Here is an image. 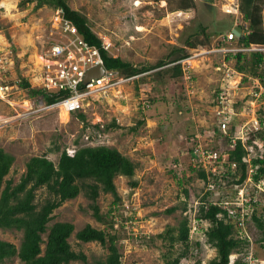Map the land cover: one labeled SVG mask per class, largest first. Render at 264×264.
<instances>
[{
	"label": "rangeland",
	"instance_id": "1",
	"mask_svg": "<svg viewBox=\"0 0 264 264\" xmlns=\"http://www.w3.org/2000/svg\"><path fill=\"white\" fill-rule=\"evenodd\" d=\"M66 1L72 9L87 18L91 29L102 39L111 56H118L136 67L168 60L178 53L177 47L194 54L213 45H221L219 41H222L223 34L242 22L240 4L243 0ZM186 3L188 7H185ZM255 4L260 6L264 31V0H256ZM58 12L56 7L47 4L37 6L35 1L21 7L19 0H0L1 77L8 81L24 77L32 85L41 82V66L48 57L51 45L71 40V35L60 27ZM187 41L195 42L196 46L189 47ZM81 54L75 55V58L83 59ZM224 56L221 52H202L192 57L189 61L191 78L187 80L171 73L154 78L148 74L147 81L139 85V91L135 87V80H121L123 78L119 75L116 77L118 83L110 85L107 92L101 95L91 93L83 100L78 111L84 113V121L75 113L63 109L68 114V120L62 122V108L52 113L50 110L40 111L28 117L16 115L26 108L28 94L15 85L14 90L8 93L10 96L6 93H3V97L0 95V147L14 156L4 179L17 183L31 156L46 155L56 163L62 149L69 152L79 145L98 144L115 147L134 161L137 167L132 176L114 177L120 197L118 203L114 202L111 193L100 191L97 205L105 222L93 217L91 201L81 192L55 208L49 224L56 221L73 223L74 230L68 242L74 251H82L89 262L103 259L107 250L98 242H82L75 237V233L87 223L117 236L121 264H165L163 253L167 241L161 239L158 233L164 232L170 225L174 227L173 234H176L181 219L186 215L190 220L197 207L195 203L208 188L198 174L188 168L190 165L199 167L195 163L198 160L192 157V150H209L208 145L211 144H215L217 149L226 147L223 136L208 134L215 121L211 107L215 91L229 89L231 96L234 95L231 99L238 100L234 108L235 111L239 109V114L233 119V134L243 141L249 137L246 130L259 128V116L264 115V84H259L261 98H254L252 107L248 106L250 89L253 84L257 86L258 80L243 83V74L222 66L221 62H226L227 66L233 65V60L224 61ZM217 65L221 69H217ZM159 80L162 84L153 91V85ZM145 96L156 98L152 104H146L143 100ZM253 143L256 147L251 146L248 160L260 154L264 147L260 138ZM55 147L58 150H54ZM222 154L226 155V152ZM208 160L213 159L209 157ZM173 162H180L175 173ZM206 165L210 166V163ZM182 166L183 174L174 176ZM246 181L249 183L244 184V190L249 191L251 181ZM221 184L220 189L209 185L211 193L207 199L222 200L223 206H226L227 200L237 201L238 190L243 185L236 186L227 181ZM185 188L190 190L191 199H184ZM257 193L260 202L255 213L261 215L264 192ZM47 195L45 187L38 188L35 202L41 203ZM183 199L188 204L185 212L182 209ZM171 207H175V210L167 212ZM248 208L251 209L250 206ZM189 224L192 240L200 242L199 251L193 246L190 252L192 256L182 259L180 264H209L216 250L203 234L208 224L195 223V228L194 223ZM239 227L240 234L249 240V245L240 252L232 253L228 264H264L263 232L249 217L248 220L244 217ZM21 236L19 230L0 228V239L12 242L17 247ZM175 249L178 252L179 245ZM249 255L252 259L247 263L242 260ZM0 264L24 263L17 256H12ZM67 264L83 263L71 261Z\"/></svg>",
	"mask_w": 264,
	"mask_h": 264
},
{
	"label": "trees",
	"instance_id": "2",
	"mask_svg": "<svg viewBox=\"0 0 264 264\" xmlns=\"http://www.w3.org/2000/svg\"><path fill=\"white\" fill-rule=\"evenodd\" d=\"M32 1H35L37 6L47 4L60 8L63 17L73 23L77 33L89 45L95 46L99 50L106 69L118 70L123 76L151 70L139 78L135 86L137 91H139V85L147 81L148 74L149 77L153 78L161 77L164 73H171L174 76L181 75L182 77L181 63H169L188 56L190 53L184 48L177 47L176 51L178 53L168 60H161L154 65L136 67L131 62L118 56H111L105 49L102 39L91 29L87 18L79 11L72 9L66 0H19V5L23 7ZM255 2L256 0L242 1L240 4L242 22L239 24L242 33L239 37H234L231 40H224L223 37L226 33L223 34L222 41H219L221 45L239 47H247L252 44L264 45L260 6ZM188 6L186 3L185 7ZM187 44L189 47L196 46L193 41H187ZM224 60L227 62L233 60L231 67L237 73L244 75L242 78L243 83H252V80H258V82L255 81L257 86L253 84L250 90L256 91L259 89V84H264V53L259 51L228 52L224 56ZM152 69L155 70L152 71ZM10 83L12 84L13 81ZM17 84L27 92L29 97L40 98L47 103L55 102L70 93L69 90L48 91L32 86L24 77H19ZM161 84L162 81H157L153 85V91H155L156 86ZM145 97L143 100L146 104H152L156 98L149 99L147 96ZM142 107L143 105H141ZM56 110L50 109L49 112L52 113ZM72 113H75L81 121L85 120L83 112L74 111ZM234 117L228 122L227 132H223L216 121L210 126L209 136L221 135L226 142L225 148L219 147L217 149L215 144L208 145L210 149L219 153V158L215 163L218 169L213 171L211 164L208 167L199 166L197 168L188 165L190 171L196 172L198 178L203 180L204 185L208 187L205 194L197 201L195 218L198 221L197 225L207 222L208 225L203 230V234L207 237V242L216 250V255L209 261V264H228L232 253L240 252L249 245V240L240 234L238 220L229 215L220 201L214 202L207 199V196L211 193L209 185L220 189L222 187L221 183L227 181L236 186H241L245 182L250 168L253 170V182L264 181V147L260 154L252 156L249 160L247 158L250 152L247 148L249 146L256 147L253 143L255 139L260 138L264 143V127L262 125L264 115L259 116L261 121L259 128L246 130L249 137H246L244 141L238 137L235 144L230 146L232 144L231 136L234 135ZM229 124H231L230 127ZM54 150H58V147H55ZM225 152V162H221V154ZM13 161L14 156L0 147V228L15 229L22 233L18 247L12 242L0 239V263L12 256H17L24 264H67L71 261H81L83 264H121V254L117 247V236L115 234L106 231V229L94 227L89 223L75 233L78 240L98 242L107 250V254L103 259H95L89 262L82 251H74L68 242V238L74 230L73 223L56 221L49 224V222L53 218L52 213L55 208L59 207L63 201L77 197L81 192L91 201L90 207L93 217L99 222H105L104 215L97 205V197L100 191L111 193L114 202L118 203L120 197L116 191L114 177L116 175L132 176L137 167L134 161L121 154L115 147L102 144L79 145L74 149L72 155L62 149L56 163L48 159L46 155L29 157L25 164V172L17 183H13L11 179H4ZM232 163L236 165L233 169L230 168ZM179 164L180 162L172 163L173 173H175L174 170ZM183 169L182 166L181 170L173 175L180 174ZM40 187H45L48 195L41 203H38L35 202L36 190ZM183 191L184 199H191L190 190L185 188ZM250 197L256 200L251 201L252 209L249 218L264 234V206L262 214H256L255 209L258 202H260L258 193H253ZM186 200L182 203L184 212L188 209ZM118 208L119 205H117V211ZM173 210H175V207L168 208L167 212ZM189 223L190 220L184 215V218L176 227V234H173L174 227L170 225L167 226L164 232L158 233L161 239L167 241L165 244L166 251L163 253L165 264H180L182 259H189L192 256L190 252L193 246H195L196 251H199L200 242L192 240ZM176 245L180 247L178 252L175 249Z\"/></svg>",
	"mask_w": 264,
	"mask_h": 264
},
{
	"label": "built area",
	"instance_id": "3",
	"mask_svg": "<svg viewBox=\"0 0 264 264\" xmlns=\"http://www.w3.org/2000/svg\"><path fill=\"white\" fill-rule=\"evenodd\" d=\"M59 9V15H60V27L62 30L71 35V40L68 43H54L51 45L48 57L43 62L41 66L42 72L39 74V78L41 79V82L37 83L36 86L39 88H42L44 90L48 91H58V90H69V94L67 96H64L55 102L47 103L43 99H36V98H29L27 100V105L22 112L17 113L18 116H26L33 115V113H38L42 111H47L50 109H64L68 113L78 111V109L81 108V104L83 100L89 96L91 93H99L101 95L102 93L107 92L110 85H115L117 82L116 77H121L123 79L121 80H132L138 79L139 76L145 75L147 72H142L140 74H135L131 76H123L121 75L118 70L115 69H106L104 67L102 58L99 54V50L92 45H89L76 31L75 26L73 23L67 19H65L62 15V10ZM234 37H237L236 30L233 28L230 31H228L225 36L223 37L224 40H231L234 39ZM238 51H259L264 53V45H250L247 47H239V46H226V45H216L211 46L210 48L203 49L201 51H196L194 54L190 53L189 56L180 58L174 62H171L169 64H175V63H181L182 68V78L183 80H187L191 78V70L189 68V61L192 59V57L199 56L200 53L204 52H221L223 55H226L228 52H238ZM82 53V54H81ZM83 55V59H77L75 58V55L80 56ZM77 57V56H76ZM224 60V59H223ZM225 61V60H224ZM222 66L228 67L229 70L234 71L232 67L229 65H226V62H221ZM102 65L104 70L103 72L94 77H90L88 79L85 78V74L88 70L96 68L98 66ZM217 69H221L219 65H217ZM2 74V72L0 73ZM13 82L12 84L8 82L7 79H4V77H1L0 75V95L3 97V93H6L8 96H10L9 91L12 92L14 89V86L18 84L17 82ZM241 80L239 83H237V86H239ZM236 86V87H237ZM142 90V89H141ZM234 90V89H232ZM231 90V91H232ZM216 96L212 100V109L214 113V120L219 124L220 129L223 132H227L228 130V122L236 115L239 114V109L236 108L235 111V104L238 100L231 99V93L229 89L221 88L216 91ZM249 95L251 96L248 101V106L255 102L254 98L257 100L262 95V90L260 88L256 91H250ZM245 96V95H243ZM143 98V97H142ZM254 100V101H253ZM34 104H32L33 102ZM246 101V102H247ZM252 107V106H251ZM214 121V122H215ZM264 127V122L262 123ZM238 135H232L231 136V145L233 146L236 142V139L238 138ZM241 138V137H239ZM242 139V138H241ZM249 151H252L251 146L247 148ZM74 150L69 151V154H73ZM192 157L197 159L195 163L198 164V166L208 167L207 164L212 165V170L215 171L218 169V166L215 165L217 159L219 158V153L217 151H214L212 149L205 150L202 152L197 151L196 149L192 150ZM212 158V161H209L208 158ZM221 162H225L226 155L221 154L220 157ZM200 162H202L200 164ZM216 168H215V167ZM235 163H232L230 165V168H235ZM250 173L253 172V170L250 168ZM249 178H246V180L251 181V188L249 191L244 190L246 189L244 187V184L249 183L245 180V182L242 184L243 186L238 190V198L237 201H225L226 206H223L227 209V212L229 215H231L234 219H237V223H243L244 217L247 219L249 217V213L251 209L249 210L248 206L251 207V201H255L256 199H252L250 196L253 195V193H256L258 191H264V181H258L253 182L252 175L249 174ZM253 184V185H252ZM212 186V185H211ZM224 198V197H223ZM215 202V201H214ZM222 203V200H220ZM233 203V205H229ZM197 204V202H196ZM223 204V203H222ZM193 210L192 217L190 218V223H198V221L195 218V211ZM249 212V213H248ZM200 223V222H199ZM204 223V222H203ZM249 259H252V256H246L242 260L248 261ZM245 264V263H244Z\"/></svg>",
	"mask_w": 264,
	"mask_h": 264
},
{
	"label": "water",
	"instance_id": "4",
	"mask_svg": "<svg viewBox=\"0 0 264 264\" xmlns=\"http://www.w3.org/2000/svg\"><path fill=\"white\" fill-rule=\"evenodd\" d=\"M234 29L236 30V35L237 36H240V32H241V27L240 26H235ZM104 68L102 65L96 67V68H93V69H90L86 72L85 74V78L88 79L90 77H94V76H98L100 75L102 72H103Z\"/></svg>",
	"mask_w": 264,
	"mask_h": 264
},
{
	"label": "clouds",
	"instance_id": "5",
	"mask_svg": "<svg viewBox=\"0 0 264 264\" xmlns=\"http://www.w3.org/2000/svg\"><path fill=\"white\" fill-rule=\"evenodd\" d=\"M235 26H239V25H235ZM235 26H234V27H235ZM234 27H232V29H233ZM240 27H241V26H240ZM241 33H242V28H241L240 35H241ZM237 37H239V36H237ZM189 55H190V54H189ZM189 55H188V56H189ZM186 57H187V56H186ZM14 64H15V62H14ZM104 67H105V66H104ZM145 72H149V71H145ZM140 73H142V72H139V73H136V74H140ZM133 75H135V74H133ZM130 76H131V75H130ZM140 77H141V76H139L138 79H135V82H136V83H137V81L139 80ZM7 80H8V79H7ZM16 81H17V80H13V82H16ZM10 82H11V81H9V83H10ZM68 153H69V152H68ZM249 170H250V169H249ZM250 172H251V171H249V174H250ZM252 173H253V172H252ZM252 173H251V175H252ZM247 177H248V175H247ZM195 204H196V203H195ZM123 206H124V205H123ZM126 208H127V207H126ZM231 255H232V254H231ZM231 255H230V256H231ZM242 259H243V258H242ZM247 262H248V261H246V263H247ZM229 263H230V257H229Z\"/></svg>",
	"mask_w": 264,
	"mask_h": 264
},
{
	"label": "bare ground",
	"instance_id": "6",
	"mask_svg": "<svg viewBox=\"0 0 264 264\" xmlns=\"http://www.w3.org/2000/svg\"><path fill=\"white\" fill-rule=\"evenodd\" d=\"M61 120H62V122L68 120V114H67V112L64 111L63 109L61 110Z\"/></svg>",
	"mask_w": 264,
	"mask_h": 264
}]
</instances>
